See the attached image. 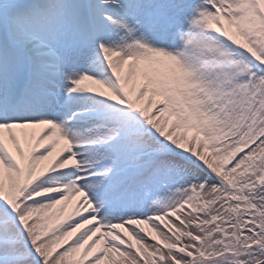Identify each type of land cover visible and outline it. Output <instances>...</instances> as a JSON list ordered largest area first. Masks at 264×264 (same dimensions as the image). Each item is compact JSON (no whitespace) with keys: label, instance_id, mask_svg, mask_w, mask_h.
Masks as SVG:
<instances>
[{"label":"snow or ice","instance_id":"1","mask_svg":"<svg viewBox=\"0 0 264 264\" xmlns=\"http://www.w3.org/2000/svg\"><path fill=\"white\" fill-rule=\"evenodd\" d=\"M0 264H264V0H0Z\"/></svg>","mask_w":264,"mask_h":264}]
</instances>
